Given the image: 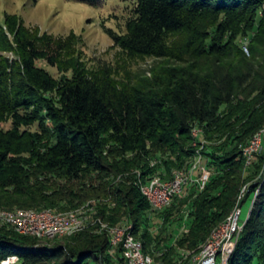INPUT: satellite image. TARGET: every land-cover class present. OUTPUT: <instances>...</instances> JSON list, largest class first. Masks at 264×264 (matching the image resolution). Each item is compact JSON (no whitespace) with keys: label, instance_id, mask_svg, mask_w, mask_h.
Returning a JSON list of instances; mask_svg holds the SVG:
<instances>
[{"label":"trees","instance_id":"16d2710c","mask_svg":"<svg viewBox=\"0 0 264 264\" xmlns=\"http://www.w3.org/2000/svg\"><path fill=\"white\" fill-rule=\"evenodd\" d=\"M131 1L124 31H105L130 57L163 59L133 83L115 80L106 66L65 60L72 41L38 36L5 16L0 209L66 211L95 201L102 221L134 226L155 264H183L182 250L197 252L247 185L246 196L259 190L229 264H264V151L250 163L243 154L264 128V0ZM241 34L250 36L249 54ZM198 155L210 170L205 186L187 184L162 214L187 231L174 243L147 229L140 234L156 210L139 183L188 170ZM99 226L46 245L0 222V264L10 256L17 260L8 264H127Z\"/></svg>","mask_w":264,"mask_h":264},{"label":"rangeland","instance_id":"374dc122","mask_svg":"<svg viewBox=\"0 0 264 264\" xmlns=\"http://www.w3.org/2000/svg\"><path fill=\"white\" fill-rule=\"evenodd\" d=\"M131 6V0H0V24L4 22L6 15L17 16L26 27L37 33L38 36L45 33L55 38L72 41L70 52H68L69 56H66L65 60L73 59L74 62L78 61L93 70L106 66L115 80L133 83L138 79L151 77L153 70L158 69L157 67L163 59L148 56L130 57L114 45L112 38L105 31V28L108 27L117 32H123ZM237 39L246 54H249L247 45L250 42V36L241 34ZM5 54L10 55L11 53L5 52ZM38 64L47 68L56 77L63 75L62 72L49 66L43 60L38 61ZM71 73L72 71H69L67 75L70 76ZM8 125L9 122H6L3 126L7 127ZM263 151L264 139L258 153ZM253 157L250 162L253 161ZM202 161L201 158V163ZM196 172L199 171H195L194 174ZM194 177H198V175ZM247 190L243 193V198L246 196ZM253 198L254 195L245 197L241 205L240 221L245 219L251 204L253 205ZM173 201L162 209L148 213V219L146 221L144 219L145 223L142 224L140 234L144 229H147L151 233H158L161 237H165V241L174 243L175 237L177 238L185 231V228L180 229L178 223L164 222L163 220V212L173 204ZM90 203L94 207L96 206L95 201ZM87 204L89 202L82 205L86 208ZM97 231L106 232L101 227ZM54 240L64 243L67 237L39 240V242L50 245L55 242ZM182 253L183 262L186 263L196 252L183 249Z\"/></svg>","mask_w":264,"mask_h":264},{"label":"built area","instance_id":"2783aa9c","mask_svg":"<svg viewBox=\"0 0 264 264\" xmlns=\"http://www.w3.org/2000/svg\"><path fill=\"white\" fill-rule=\"evenodd\" d=\"M197 133V130H194L193 134L197 135ZM263 139L264 129L254 134L250 143L244 148L243 154L247 163H250L255 153L259 151ZM195 171H199L198 177H194ZM209 176L210 170L201 163V156L198 155L188 170L174 169L168 178L154 174L140 182L139 187L151 209L159 210L168 206L174 197L183 194L187 184L196 183L197 188L201 190ZM246 189L247 185L243 187L237 204L225 221L212 231L199 250L184 264H229L253 206L251 204L245 219L240 221L242 205L240 201ZM258 190L257 188L254 192L253 202ZM96 212L94 205L90 204H87L86 208L82 205L66 211H56L47 207L40 209L14 207L0 209V222L18 233L33 236L39 240L70 236L99 224L95 231L100 227L106 231L110 244L122 249L127 264H155L153 257L144 252L143 241L135 236L134 226L131 223L112 225L96 217ZM16 259V256H10L2 261V264L14 262Z\"/></svg>","mask_w":264,"mask_h":264},{"label":"water","instance_id":"95a60500","mask_svg":"<svg viewBox=\"0 0 264 264\" xmlns=\"http://www.w3.org/2000/svg\"><path fill=\"white\" fill-rule=\"evenodd\" d=\"M16 260H17V259H16ZM16 260H15V261H16ZM15 261H14V262H15ZM10 263H13V262H10ZM7 264H8V263H7Z\"/></svg>","mask_w":264,"mask_h":264}]
</instances>
